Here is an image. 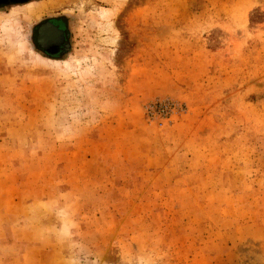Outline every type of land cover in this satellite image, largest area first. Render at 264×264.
Returning a JSON list of instances; mask_svg holds the SVG:
<instances>
[{
    "label": "rangeland",
    "instance_id": "obj_1",
    "mask_svg": "<svg viewBox=\"0 0 264 264\" xmlns=\"http://www.w3.org/2000/svg\"><path fill=\"white\" fill-rule=\"evenodd\" d=\"M5 1L0 264H264V0Z\"/></svg>",
    "mask_w": 264,
    "mask_h": 264
},
{
    "label": "flooded vegetation",
    "instance_id": "obj_2",
    "mask_svg": "<svg viewBox=\"0 0 264 264\" xmlns=\"http://www.w3.org/2000/svg\"><path fill=\"white\" fill-rule=\"evenodd\" d=\"M6 3H7V1L0 0V6L6 5ZM45 22H51L59 31L58 35H61L63 37V39L61 40L59 45L47 46L46 51H44V50L43 51L47 54H49L51 52H54L55 55L62 54L65 51L66 47H68V45H69L70 31H69V26H68L66 17L63 15H58L55 17H48V18L44 19L41 23L36 25V27L34 29V39L36 36L37 29Z\"/></svg>",
    "mask_w": 264,
    "mask_h": 264
},
{
    "label": "water",
    "instance_id": "obj_3",
    "mask_svg": "<svg viewBox=\"0 0 264 264\" xmlns=\"http://www.w3.org/2000/svg\"><path fill=\"white\" fill-rule=\"evenodd\" d=\"M58 34H59V31L51 22H45L37 29L34 40H35L36 45L39 48L46 51L47 46L60 44L63 37ZM49 55L54 56L55 53L51 52L49 53Z\"/></svg>",
    "mask_w": 264,
    "mask_h": 264
},
{
    "label": "trees",
    "instance_id": "obj_4",
    "mask_svg": "<svg viewBox=\"0 0 264 264\" xmlns=\"http://www.w3.org/2000/svg\"><path fill=\"white\" fill-rule=\"evenodd\" d=\"M21 1H23V0H12L11 2L20 4L19 2H21Z\"/></svg>",
    "mask_w": 264,
    "mask_h": 264
}]
</instances>
